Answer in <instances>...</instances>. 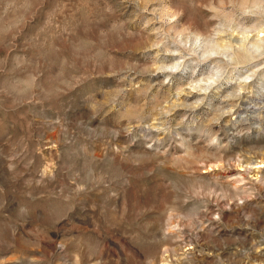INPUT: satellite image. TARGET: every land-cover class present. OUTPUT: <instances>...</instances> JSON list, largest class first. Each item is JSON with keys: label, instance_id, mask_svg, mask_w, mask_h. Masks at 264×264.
Segmentation results:
<instances>
[{"label": "rangeland", "instance_id": "374dc122", "mask_svg": "<svg viewBox=\"0 0 264 264\" xmlns=\"http://www.w3.org/2000/svg\"><path fill=\"white\" fill-rule=\"evenodd\" d=\"M0 264H264V0H0Z\"/></svg>", "mask_w": 264, "mask_h": 264}, {"label": "bare ground", "instance_id": "6f19581e", "mask_svg": "<svg viewBox=\"0 0 264 264\" xmlns=\"http://www.w3.org/2000/svg\"><path fill=\"white\" fill-rule=\"evenodd\" d=\"M248 172L250 171L249 168H245ZM257 170V169H256ZM255 169H251V171H253V174H256L255 172H257ZM246 171V172H247ZM252 174V175H253ZM257 175V174H256ZM257 177V176H256ZM255 177V178H256ZM260 178V177H259ZM263 179V178H262ZM237 182V181H236ZM257 182V181H255ZM245 183L250 184L251 181L248 182V180H245ZM259 183V182H257ZM258 184H256L257 186ZM249 190L248 188H246L245 185L241 186V184L235 185L234 183L231 184V188L229 189V191H226L227 194V204L229 205V208L233 209L234 211H238L240 210V208L242 207V205L244 204V202L246 201V198L248 197L249 194ZM247 196V197H246ZM239 197V198H238ZM238 198V199H237ZM242 201L239 204L240 200ZM239 200V201H238ZM206 221L209 222L210 224L213 223V219L212 217H208V215L206 216ZM201 224V222H200ZM200 227V226H199ZM198 228V227H197Z\"/></svg>", "mask_w": 264, "mask_h": 264}]
</instances>
